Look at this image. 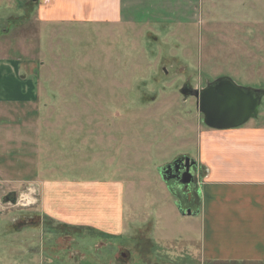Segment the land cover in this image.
I'll return each instance as SVG.
<instances>
[{"label":"rangeland","instance_id":"obj_1","mask_svg":"<svg viewBox=\"0 0 264 264\" xmlns=\"http://www.w3.org/2000/svg\"><path fill=\"white\" fill-rule=\"evenodd\" d=\"M112 2L107 21L102 10L58 19L55 0H0V61L39 93L0 116L43 118L40 141L29 134L37 150L0 133V264H211L195 174L203 135L220 131L180 90L220 79L258 90L243 126L264 122V0ZM183 156L197 163L190 198L158 174ZM51 182L61 187L46 202Z\"/></svg>","mask_w":264,"mask_h":264},{"label":"crops","instance_id":"obj_2","mask_svg":"<svg viewBox=\"0 0 264 264\" xmlns=\"http://www.w3.org/2000/svg\"><path fill=\"white\" fill-rule=\"evenodd\" d=\"M55 3L63 8L58 19L80 20L82 14L102 10L104 17L97 19L112 20L109 18L114 10L112 0H55ZM26 80L17 77L13 65L0 61V111L38 102L36 84H25ZM6 114L0 116V133H6V139L14 146L16 137L20 139L16 135L23 132L24 142L29 141V148L37 150L29 134L33 133L40 141L43 118L16 119L10 117L8 110ZM216 134L214 141L203 135L197 156L195 183L200 187L197 216L201 256L211 264H264V122ZM8 151L14 154V147ZM59 187L56 183H43L46 202L55 199L53 195ZM190 203L197 205L195 199Z\"/></svg>","mask_w":264,"mask_h":264},{"label":"water","instance_id":"obj_3","mask_svg":"<svg viewBox=\"0 0 264 264\" xmlns=\"http://www.w3.org/2000/svg\"><path fill=\"white\" fill-rule=\"evenodd\" d=\"M183 97H191L196 101V106L207 128L216 131H226L245 125L249 120L258 115L261 96L258 90H249L236 86L227 79L217 80L203 89H191L185 86L180 90ZM184 161L187 167H196L197 163L183 156L158 169V174L163 182L178 178V164ZM177 174V175H176ZM187 178L180 181L186 187L194 181L191 172L186 168ZM182 216L196 215L190 209L183 210L177 206Z\"/></svg>","mask_w":264,"mask_h":264},{"label":"flooded vegetation","instance_id":"obj_4","mask_svg":"<svg viewBox=\"0 0 264 264\" xmlns=\"http://www.w3.org/2000/svg\"><path fill=\"white\" fill-rule=\"evenodd\" d=\"M187 166H189V164H186L184 161L179 163L178 164V169H179L178 178L170 180V181H177L181 185L180 181L185 180L187 178V175L184 174V173H186V168H188L189 172H191L195 168V167H187ZM190 184H194V181H193V183H190ZM184 188H185V186H184ZM185 191H186V193L188 192V187L185 188ZM187 194H188V198H190L189 192Z\"/></svg>","mask_w":264,"mask_h":264},{"label":"bare ground","instance_id":"obj_5","mask_svg":"<svg viewBox=\"0 0 264 264\" xmlns=\"http://www.w3.org/2000/svg\"><path fill=\"white\" fill-rule=\"evenodd\" d=\"M32 191V190H31ZM24 195V194H23ZM22 197V196H21ZM26 197V196H25ZM25 201V200H24Z\"/></svg>","mask_w":264,"mask_h":264}]
</instances>
